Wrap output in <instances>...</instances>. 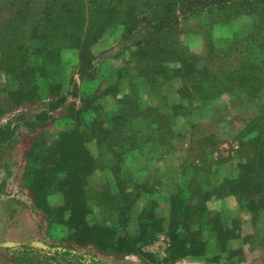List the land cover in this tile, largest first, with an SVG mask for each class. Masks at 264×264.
<instances>
[{"label": "rangeland", "instance_id": "374dc122", "mask_svg": "<svg viewBox=\"0 0 264 264\" xmlns=\"http://www.w3.org/2000/svg\"><path fill=\"white\" fill-rule=\"evenodd\" d=\"M188 1L0 0V264H264V5Z\"/></svg>", "mask_w": 264, "mask_h": 264}, {"label": "trees", "instance_id": "16d2710c", "mask_svg": "<svg viewBox=\"0 0 264 264\" xmlns=\"http://www.w3.org/2000/svg\"><path fill=\"white\" fill-rule=\"evenodd\" d=\"M9 2H8V4L10 3V5H11V9L12 10H14V12H12V14H14V15H16V13H17V15H19V14H21V13H23V12H25V8H28V5L30 4V3H32L34 0H8ZM40 1V0H39ZM43 1V4H42V8H41V10H40V14H42V15H45L44 13L45 12H47V10H49V8H50V5H51V3L52 2H54V1H56V3H58L59 2V4L60 3H62V2H66L65 4H66V6H65V10H66V13H70V9L69 8H67L68 6H71L70 4H78V5H80V7L83 5V3H84V1L85 2H87V4H89V6H92L94 3H98L100 0H42ZM195 1H196V3L197 4H201V2L202 3H204L205 5H209V4H214V5H218V4H221L222 2H226V1H228V0H189L188 2H187V4L186 5H192V4H195ZM229 1H233V0H229ZM18 3V7H20V4L22 5V6H24L22 9H16L17 8V5H16V8H15V4H17ZM34 4V3H33ZM251 5L253 4H263L264 5V0H254L252 3H250ZM14 5V6H13ZM67 8V9H66ZM99 10H102L103 8H101V6L98 8ZM261 9V12H263V10H264V7H262V8H260ZM89 11H91V10H89ZM16 50H17V53L19 54V55H21V60L23 61H25V58H26V54H25V52H22L21 51V46L19 45V47H17L16 48ZM238 79H239V81H240V79H245V80H248V78L245 76V75H239V77H238ZM259 82H261V83H259V84H261L262 85V83H264V80H259ZM239 85V84H238ZM238 87H240V86H238Z\"/></svg>", "mask_w": 264, "mask_h": 264}]
</instances>
